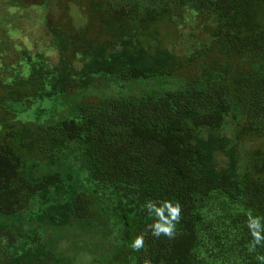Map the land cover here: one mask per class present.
<instances>
[{"label":"trees","instance_id":"16d2710c","mask_svg":"<svg viewBox=\"0 0 264 264\" xmlns=\"http://www.w3.org/2000/svg\"><path fill=\"white\" fill-rule=\"evenodd\" d=\"M80 2L88 17L83 28L73 25L66 7L59 17L48 18L61 50L56 67L29 58L28 77L0 79V213L17 215L36 196L49 202L51 188L64 180L60 172L32 174L27 156L55 163L73 142L82 141L93 190L73 191L72 199L48 216L50 223L90 222L111 207L124 221V248L116 259L204 264L203 250L209 264H264V73L259 68L264 0ZM179 8L195 12L213 37L184 56L163 41L164 27ZM211 17L214 24L208 23ZM112 76H175L183 86L138 98L90 95L78 116L52 123L23 121L7 106L30 107L36 98L76 94ZM234 107L240 111L236 142L218 130ZM202 127L209 128L206 135ZM246 140L255 146L240 173L239 143ZM218 151L228 157L225 166L216 165ZM166 200L181 204V220L172 237L157 238L154 225L162 222L157 210L169 216ZM141 233L144 247L134 251L131 245ZM53 256L41 233L0 226L4 264Z\"/></svg>","mask_w":264,"mask_h":264},{"label":"rangeland","instance_id":"374dc122","mask_svg":"<svg viewBox=\"0 0 264 264\" xmlns=\"http://www.w3.org/2000/svg\"><path fill=\"white\" fill-rule=\"evenodd\" d=\"M64 7L76 28L81 29L87 25L88 17L80 0H45L42 4L26 3L23 0H0L1 80L12 82L17 78L28 77L29 58L43 63L47 69H53L59 64L61 50L47 27V21L51 14L58 17L63 14ZM172 20L164 27L163 41L165 46L178 55H188L213 39L195 12L189 9H177ZM208 23L214 24L213 17ZM81 66V60L76 62L77 68ZM259 68L264 73V63L259 64ZM182 86L183 81L175 76L139 79L112 76L103 83L82 89L76 94L57 93L36 98L30 107L14 102L7 106L15 110L17 117L23 121L52 123L78 116L83 99L90 95L103 99L118 96L138 98L148 94L161 95ZM239 114V109L234 107L226 114L224 124L218 129L221 134L229 136L232 142H236L234 128ZM208 131V127L200 128L201 135H206ZM82 144V141L73 142L55 163H37L31 156H27V170L32 174L60 172L64 180L51 188L49 202L36 196L17 215L0 213V226L41 233L47 249L54 254L53 258L42 261L29 257L22 264H133L129 258L116 259L117 254L124 248V221L122 214L111 207H104L100 216L90 222L74 221L71 225L56 226L48 221V216L55 212L56 206L61 207L72 199L73 191L93 190L82 155ZM253 146V140L239 143L240 173L246 170ZM215 162L218 167L225 166L228 162L225 152H216ZM208 205L205 204V211H211ZM40 215L44 219L39 220ZM199 254L203 263L209 264V258L204 251L199 250ZM0 264H4L1 258Z\"/></svg>","mask_w":264,"mask_h":264},{"label":"clouds","instance_id":"9594fccd","mask_svg":"<svg viewBox=\"0 0 264 264\" xmlns=\"http://www.w3.org/2000/svg\"><path fill=\"white\" fill-rule=\"evenodd\" d=\"M166 207L169 211V216L165 217L163 216L162 211L157 210L160 214L161 221L159 223H155L154 225V231L153 235L157 238L160 237L161 233H163L166 237H172L176 230V224L180 222L181 220V204H173L171 201L165 202ZM175 221V223H173ZM149 227H153V225H150ZM257 240L260 239L259 233H255ZM144 239H145V233H141L139 236L136 237V239L133 241L131 247L134 251H139L141 248L144 247ZM145 264H151L150 261H145Z\"/></svg>","mask_w":264,"mask_h":264}]
</instances>
